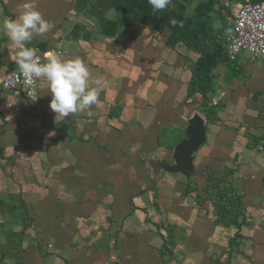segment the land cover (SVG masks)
I'll list each match as a JSON object with an SVG mask.
<instances>
[{
  "label": "crops",
  "instance_id": "0c3cea01",
  "mask_svg": "<svg viewBox=\"0 0 264 264\" xmlns=\"http://www.w3.org/2000/svg\"><path fill=\"white\" fill-rule=\"evenodd\" d=\"M242 1L0 0V80L18 69L3 23L34 2L53 26L28 46L81 59L98 92L65 118L43 78L34 101L0 96V264H264V57L223 46ZM196 113L205 138L178 167ZM206 176L240 197L239 230Z\"/></svg>",
  "mask_w": 264,
  "mask_h": 264
},
{
  "label": "clouds",
  "instance_id": "9594fccd",
  "mask_svg": "<svg viewBox=\"0 0 264 264\" xmlns=\"http://www.w3.org/2000/svg\"><path fill=\"white\" fill-rule=\"evenodd\" d=\"M148 3L153 12H159L168 7L171 0H148ZM22 8L23 12L16 20L3 23L8 39L18 49L14 62L21 74L29 81L33 78L46 80L51 94L50 108L56 117L65 118L88 109L98 99V92L90 83L88 67L79 58L61 60L54 51L46 53V62L42 63L37 50L28 44L34 34L43 35L53 25L34 2H26ZM109 18H112L111 14Z\"/></svg>",
  "mask_w": 264,
  "mask_h": 264
},
{
  "label": "built area",
  "instance_id": "2783aa9c",
  "mask_svg": "<svg viewBox=\"0 0 264 264\" xmlns=\"http://www.w3.org/2000/svg\"><path fill=\"white\" fill-rule=\"evenodd\" d=\"M224 51L229 61L244 53L249 59L264 57V4L243 0L238 11L229 22V31L224 36ZM38 52L41 62H45V54ZM38 78L29 81L23 77L20 70H9L0 80V96L6 91L20 90L25 97L34 101L37 97Z\"/></svg>",
  "mask_w": 264,
  "mask_h": 264
},
{
  "label": "trees",
  "instance_id": "16d2710c",
  "mask_svg": "<svg viewBox=\"0 0 264 264\" xmlns=\"http://www.w3.org/2000/svg\"><path fill=\"white\" fill-rule=\"evenodd\" d=\"M252 1L256 2L254 0ZM201 106L206 120H213L215 118L214 108L207 105L205 99ZM206 179L207 184L204 192H210L214 197V203L216 205V222L222 225L234 224L237 230H239L245 224L240 197L234 193L230 184L223 179L211 176H206ZM240 237L241 235L237 231L230 243L232 244L234 239Z\"/></svg>",
  "mask_w": 264,
  "mask_h": 264
},
{
  "label": "water",
  "instance_id": "95a60500",
  "mask_svg": "<svg viewBox=\"0 0 264 264\" xmlns=\"http://www.w3.org/2000/svg\"><path fill=\"white\" fill-rule=\"evenodd\" d=\"M204 138V118L196 113L188 119L185 138L175 147L174 156L178 167H190L192 153L201 145Z\"/></svg>",
  "mask_w": 264,
  "mask_h": 264
},
{
  "label": "rangeland",
  "instance_id": "374dc122",
  "mask_svg": "<svg viewBox=\"0 0 264 264\" xmlns=\"http://www.w3.org/2000/svg\"><path fill=\"white\" fill-rule=\"evenodd\" d=\"M242 54H244V53H242Z\"/></svg>",
  "mask_w": 264,
  "mask_h": 264
}]
</instances>
